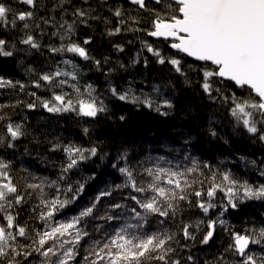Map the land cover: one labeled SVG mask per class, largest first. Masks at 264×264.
Returning <instances> with one entry per match:
<instances>
[{
  "label": "snow or ice",
  "instance_id": "1",
  "mask_svg": "<svg viewBox=\"0 0 264 264\" xmlns=\"http://www.w3.org/2000/svg\"><path fill=\"white\" fill-rule=\"evenodd\" d=\"M19 2L27 5L29 10L13 12L4 0H0V28H16L18 22H22L20 27L24 35L20 43L28 49L39 51L43 45L31 32L37 18L35 10L39 6V0ZM70 3L71 0H57L53 6V12H60L59 20L55 15L40 17L41 24L54 29L48 35L59 40L58 45H49L48 51L52 56H60L61 59L54 63L50 70L40 73L38 79L33 81V87L39 89L43 86L51 92L48 99L39 103V106L49 113L75 112L81 117L96 118L108 109L103 98L95 94L96 90L92 84L83 86L82 90L79 83L80 68L75 62V57L85 61L92 60L97 70L101 68V61L90 57L85 47L91 43L90 39H84L80 43L73 39V36L79 25H87L90 19L97 17L92 15L94 9L90 7H73L70 18H66L69 16L66 5ZM84 3L86 4L87 0H84ZM130 3L139 9L152 12L153 19L151 30L147 32L148 36L171 39L172 49L195 61L203 62L199 71L202 74L200 86L204 93L210 99L227 105L236 125L264 142V0H153L156 7L152 9L148 8V0H130ZM111 11L118 18V23L123 25V10L117 7ZM130 20L133 24L139 23L135 17H130ZM35 27L40 28V24H35ZM121 31V27H116L109 30L107 35L114 36ZM44 34L42 29L41 36ZM115 47L117 51H123L122 46ZM145 47L157 57L159 64L168 63L176 73L185 74L180 59L165 58L151 45L146 44ZM13 54L12 50H8V42L0 39V56L10 57ZM135 62L137 61H133ZM226 82H231L236 88L246 89L248 97L228 92ZM4 86H12V82L0 78V87ZM19 86L24 88L23 84ZM65 88L71 91L66 92ZM57 89L60 91L57 92ZM108 91L119 101L147 108L162 116H167V109L173 107L171 99L163 96L159 85L153 86V91L157 93L155 97L143 92L137 95L131 83L126 89L110 84ZM31 95L35 96V93ZM27 107L34 109L37 104L30 103ZM0 119L3 117L0 116ZM120 119L124 120L125 117L121 116ZM83 131L88 133L87 128ZM24 135L21 124L9 122L6 125L7 147L14 148L15 142ZM212 135H215V132H212ZM6 138L0 137V143ZM55 150H62L67 159L66 165L62 166L60 180H63L79 161L87 158L85 152L91 156L97 153L95 147L83 149L74 144H55L53 151ZM121 159L126 160L127 154ZM184 159L189 161L191 166L174 163L161 156L155 162L149 160L139 165V173L127 163L119 167L118 171L126 179L124 184L117 187L130 188L135 193L129 197L134 204L127 208L120 203H114L111 208H125L127 216L107 213L96 215L97 204L101 198L112 195L111 191L105 190L88 206L83 207L78 215L62 222L56 221L54 217L76 201L84 191V184L77 183L74 189L69 183L62 190L57 181L33 176L32 179L39 182L27 183L22 193L10 174V162L0 160V260H6L7 264H21L17 259L20 257L23 258L24 264H28L30 258L36 254L41 257L40 264H79L76 259L79 246L90 235L86 230V218H93L120 223L111 232L105 231L98 238L92 239L86 249L88 255L83 257L85 264H182L180 258L173 259L177 251L173 244L179 243L178 236H182L186 241H195V231H200L205 221H177L176 218L182 211L181 202H186L189 207L199 208L207 216L210 209L217 207L214 202L217 194H224L226 203H221L217 219H209L206 222L207 230L200 239L201 244L207 245L214 237L217 224H225V221L220 219L224 212L229 208L237 209L245 199H264V184L258 187L249 185L246 181L236 179L229 171H210V175L205 176L203 170H211V165H201L191 156H185ZM165 164L168 166H164ZM113 167L117 165L114 164ZM260 175L264 176V171H261ZM46 187L54 188L55 194L49 196L45 192ZM32 194H38V207L41 209L39 218L44 225L43 230L29 235L26 226L17 223L14 209L25 203L26 195ZM153 217L158 225L155 230L151 227ZM169 220L175 224L176 231L163 227ZM96 231H99V228ZM21 239L30 243L21 244ZM250 245L264 246V227L258 230L246 229L244 233L232 232L231 242L224 252L239 258L235 264H258V261L259 264H264V255L257 257L251 252ZM185 264H195L191 254L187 256ZM211 264H228V261L222 253Z\"/></svg>",
  "mask_w": 264,
  "mask_h": 264
},
{
  "label": "trees",
  "instance_id": "2",
  "mask_svg": "<svg viewBox=\"0 0 264 264\" xmlns=\"http://www.w3.org/2000/svg\"><path fill=\"white\" fill-rule=\"evenodd\" d=\"M4 2L13 12L29 10L28 6L21 4L19 0ZM56 3L57 0H39V6L35 10V24H40V28H36L34 24L31 32L43 45L39 51L28 49L20 43L24 35L20 27L22 22H18L16 28H0V39L6 40L8 50L14 53L10 57L0 56V78L12 82V86L0 87V116L3 117L0 119V137L6 138V125L9 122L21 124L25 133L15 142L14 148L7 147V138L0 143V160L10 162V174L22 193L27 183L39 182L34 181L33 176L57 181L62 190L69 183L74 189L77 183H83L84 191L74 203L56 214V221H66L78 215L83 207L88 206L105 190L111 191L112 195L101 198L97 204L96 215L107 213L127 216L125 208H111L114 203H120L127 208L134 204L129 197L135 193L130 188L117 187L124 184L126 179L118 168L127 163L139 173V165L149 160L155 162L161 156L168 161L188 166H191L190 162L184 157L191 156L201 165H211V170H203L205 176H209L210 171H229L236 179L246 181L249 185L258 187L264 184V176L260 175V172L264 171V142L238 127L230 116L227 105L210 99L204 93L200 86L202 74L199 71L203 62H195L178 53L170 47V40L150 38L147 32L151 30L152 12L139 9L127 0H87L86 4L84 0H71L70 5H66L69 13L66 18H70L73 7L94 9L92 15L97 18L90 19L87 25H79L73 39L80 43L84 39L91 40L85 47L90 57L101 61V68L97 70L92 60L85 61L79 57H75V62L80 68L79 83L82 90L83 86L92 84L96 90L95 94L103 98L108 111L96 118H87L78 116L75 112L49 113L40 107V101L48 99L51 92L43 86L39 89L33 87V81L61 59L60 56H52L49 53L48 46L58 45L59 40L48 35L54 29L41 24L40 17L55 15L59 20L60 12L52 10ZM117 7L124 12L121 18L125 21L123 25L118 23V18L111 11ZM154 7L156 5L148 0V8ZM130 17H135L139 23L133 24ZM116 27L122 28L119 34L107 35L109 30ZM132 28L139 30L130 31ZM42 29L45 33L43 36ZM146 44L159 50L165 58L180 59L185 74L176 73L168 63L159 64L157 57L147 51ZM115 45L122 46L123 51H117ZM130 83L137 95L143 92L154 97L157 93L153 91V86H161L163 96L171 99L173 103V107L167 109L169 114L162 116L147 108L119 101L108 91L110 84L126 89ZM20 84L24 85L23 89ZM226 85L227 91L235 92L237 96L249 95L246 89L236 88L230 82H226ZM64 91L71 89L65 88ZM32 93H35V96L31 95ZM30 103H36L37 107L29 109L27 105ZM121 116L125 119L121 120ZM85 128L88 129L87 134L83 131ZM212 132H215V135H212ZM55 144H74L83 149L95 147L97 153L91 156L85 152L87 158L79 161L78 165L60 180L62 166L66 165L67 159L62 150L53 151ZM125 153L127 159L123 160L121 157ZM251 161L256 163L252 164ZM114 164L117 167H113ZM45 192L52 196L55 189L46 187ZM223 197V193L217 194L214 201L217 207L210 209L207 216L199 208L189 207L186 202H181L182 211L177 216V221L182 219L185 223H195L202 220L205 224L201 225L200 231H195V241L177 237L179 243L173 244L177 249L173 259L180 258L182 264H185L187 256L191 254L195 264H211L223 253L228 264H235L239 258L224 252L231 242V233H244L246 229L258 230L264 227V199H245L237 209L229 208L220 216L225 224H217L213 239L209 244L203 245L200 239L207 230L206 222L209 219H217L221 203H226ZM38 204V194L26 195L25 203L14 209L17 223L26 226L29 235L43 230L44 222L39 218L41 209ZM151 219V227L155 230L158 226L156 218ZM119 223L120 221L86 218V230L90 235L79 246V255L76 258L79 264H85L83 257L88 255L86 249L92 239L98 238L105 231L111 232ZM163 227L176 231L171 220ZM97 228L99 231H96ZM20 243L30 241L21 239ZM250 250L257 257L264 255V246L251 245ZM17 259L24 264L23 258ZM40 260L41 257L34 254L28 264H40ZM0 264H7V261L0 260Z\"/></svg>",
  "mask_w": 264,
  "mask_h": 264
},
{
  "label": "water",
  "instance_id": "3",
  "mask_svg": "<svg viewBox=\"0 0 264 264\" xmlns=\"http://www.w3.org/2000/svg\"><path fill=\"white\" fill-rule=\"evenodd\" d=\"M129 3H130V0H127ZM150 1H152L153 2V0H150ZM131 4V3H130ZM150 38H153V39H157V40H159V39H163V40H165L164 38H157V37H151V36H149ZM170 41H171V39H169ZM169 40H166V41H169ZM175 50V49H174ZM184 55V54H183ZM185 56V55H184ZM186 58H188V59H190V60H193V61H195L193 58H190V57H187V56H185ZM195 62H198V61H195ZM198 63H201V62H198ZM231 83V82H230ZM250 247H251V245H250Z\"/></svg>",
  "mask_w": 264,
  "mask_h": 264
},
{
  "label": "flooded vegetation",
  "instance_id": "4",
  "mask_svg": "<svg viewBox=\"0 0 264 264\" xmlns=\"http://www.w3.org/2000/svg\"><path fill=\"white\" fill-rule=\"evenodd\" d=\"M161 40H163V39H161Z\"/></svg>",
  "mask_w": 264,
  "mask_h": 264
},
{
  "label": "rangeland",
  "instance_id": "5",
  "mask_svg": "<svg viewBox=\"0 0 264 264\" xmlns=\"http://www.w3.org/2000/svg\"><path fill=\"white\" fill-rule=\"evenodd\" d=\"M172 42V41H171Z\"/></svg>",
  "mask_w": 264,
  "mask_h": 264
}]
</instances>
